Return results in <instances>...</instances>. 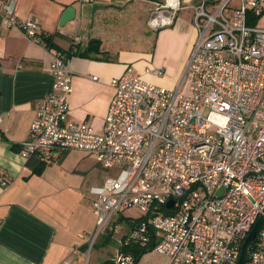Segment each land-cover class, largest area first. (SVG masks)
I'll use <instances>...</instances> for the list:
<instances>
[{
	"label": "built area",
	"instance_id": "1",
	"mask_svg": "<svg viewBox=\"0 0 264 264\" xmlns=\"http://www.w3.org/2000/svg\"><path fill=\"white\" fill-rule=\"evenodd\" d=\"M211 1L156 4L146 22L152 32L172 26L181 10L193 11L197 37L185 73L169 91L127 67L111 82L114 93L100 134L68 120L69 56L58 52L51 62L52 88L35 107L20 153L50 163L75 151L117 170L88 191L96 217V228L86 237L90 246L115 216L136 210L138 217H151L119 239V246L155 240L154 251L167 264H238L241 246L264 212V28L249 24L262 13L263 2L238 0L232 6L225 0L211 8ZM17 4L0 0L1 26H16L38 43V20L18 18ZM77 44L73 37L71 46ZM0 184L7 185L2 170ZM112 260L133 264L131 255L118 250ZM246 264H264V225Z\"/></svg>",
	"mask_w": 264,
	"mask_h": 264
},
{
	"label": "crops",
	"instance_id": "2",
	"mask_svg": "<svg viewBox=\"0 0 264 264\" xmlns=\"http://www.w3.org/2000/svg\"><path fill=\"white\" fill-rule=\"evenodd\" d=\"M157 3L18 0V18L34 17L40 24L38 43L28 39L20 28L6 29L0 23V170L7 182L5 187L0 184V264H102L112 259H100L102 247L114 245L117 251L116 240L131 230L124 221L120 222L121 228L117 227L114 219L142 218L115 216L104 234L90 246L86 237L96 228V217L89 206L88 191L107 179L97 171L100 166L92 156L75 151L50 163L35 156L25 159L19 146L28 139L36 105L52 88L50 65L57 49L67 51L73 37L78 39L75 52L79 49L69 56L72 91L67 99L68 120L87 124L95 134L103 131L114 93L111 82L127 67L166 90L178 87L197 37L192 9L181 10L172 26L154 32V39L140 36L135 40L126 25L123 31L121 25L118 31L109 25L111 14H123L119 18L123 21L122 17L133 14L136 8L147 28L148 18L143 13L151 12ZM69 7L74 8L75 17L61 26V16ZM130 20L127 15L126 23ZM42 37H49L54 48L47 47ZM91 41L99 42L97 52L87 49ZM146 69L162 70L163 75L145 74ZM188 84L186 75L181 86L184 94L188 93ZM32 159L44 164L40 174L33 173L29 166ZM68 161H75L76 166L71 169ZM110 226L117 233L121 231L120 235L111 236ZM161 256L162 264H167V258Z\"/></svg>",
	"mask_w": 264,
	"mask_h": 264
},
{
	"label": "rangeland",
	"instance_id": "3",
	"mask_svg": "<svg viewBox=\"0 0 264 264\" xmlns=\"http://www.w3.org/2000/svg\"><path fill=\"white\" fill-rule=\"evenodd\" d=\"M146 1L147 0H143V2H146ZM157 1L160 2L161 0H157ZM224 1L225 0H213L211 2H208V4L211 8H213V7H216L220 4H222ZM231 5L232 6L238 5V0H232ZM154 8H156V6ZM133 11H134L133 14L132 13L125 14V16L122 17V19L124 18L123 21H119V18H121V16L123 14L122 15L111 14L109 16V20L111 21V24H109V25H112V27L115 26V29H114L115 31L116 30L118 31L120 29L119 25L122 26V31L124 29L126 30V28H124V26L126 25L127 31L132 30L131 37H132V39H135V40H138L140 38V36H148V37H150V39H154L155 33L145 27L144 17H143V19H141V17L138 15V10L136 8H133ZM151 12H149L146 15H145V13H143V16H147V18H148L151 15ZM127 15H129V17L132 19L129 21L130 23L128 21L126 23ZM131 24H133V25H131ZM256 24H257V21H256ZM129 25L132 27V29L128 28V27H130ZM258 26L261 28H264V14L258 19ZM151 70H158V69H151ZM67 163L71 169H73V167L76 166L75 161H68ZM96 169L100 173V175H102V176L104 175V178H114L117 175L116 169L106 170V169H102L101 167H96ZM223 192H224V189L218 191L216 193V195L220 196ZM122 215L137 217V215H139V212L136 210H125V211H122ZM115 220L116 219H114L116 226L117 227L119 226V228H121L120 222L115 221ZM113 229H114L113 226L109 227V229H108L109 234L111 236H115V234H118L117 236H119L121 231H119V233L116 232L114 234ZM121 235H122V233H121ZM116 243L118 244L117 240H116ZM102 248H101L102 250H100L101 251L100 259L104 256L110 257V258L114 257V255L116 253V247L114 245L108 246V244H107V246H103ZM162 260H163V257L161 255H159L155 251H152V253L147 254L145 257H143V259H141L140 262H138V264H162Z\"/></svg>",
	"mask_w": 264,
	"mask_h": 264
},
{
	"label": "trees",
	"instance_id": "4",
	"mask_svg": "<svg viewBox=\"0 0 264 264\" xmlns=\"http://www.w3.org/2000/svg\"><path fill=\"white\" fill-rule=\"evenodd\" d=\"M262 14H260V16H258V17L252 18L250 21L251 23H249V24H256V21H258V19L262 16ZM42 41L45 42L47 47L54 48V45L52 44L51 39L49 37H42ZM72 48H74V47L71 46L67 51H63V50H59V49H57V50H58V52L67 53L68 56L77 54L79 48L76 49V52L75 51L71 52ZM19 148H20V146H19ZM35 157H37V156H35ZM28 164L33 169V171H34L33 173H36V174H40L42 171V168L44 167V164H42L36 160H33V159L30 160V162ZM149 217H151V216L148 214V215L144 216L143 218L138 219V220H134V221H130V219L120 218L118 222L124 221L127 224V226L129 228H131V230H132L137 225H139L141 222L146 221ZM155 246H156V241L151 240L145 246H139L136 244H130L128 246H119L118 251L123 255H131L133 257V264H138V262L142 258V256H144L147 253L154 251ZM102 264H116V263L112 259H107L104 262H102Z\"/></svg>",
	"mask_w": 264,
	"mask_h": 264
},
{
	"label": "water",
	"instance_id": "5",
	"mask_svg": "<svg viewBox=\"0 0 264 264\" xmlns=\"http://www.w3.org/2000/svg\"><path fill=\"white\" fill-rule=\"evenodd\" d=\"M75 17V10L72 7H69L65 10L63 15L60 19V25L63 26L66 22L73 20ZM99 42L91 41L88 43L87 49L91 52L98 51ZM172 201H169L166 206H170ZM264 225V212L262 215L258 217L254 226L252 227L251 231L247 235L246 239L244 240L239 254L238 264H246L248 253L251 249L252 243L254 242L256 236L258 235L259 231L261 230L262 226Z\"/></svg>",
	"mask_w": 264,
	"mask_h": 264
}]
</instances>
